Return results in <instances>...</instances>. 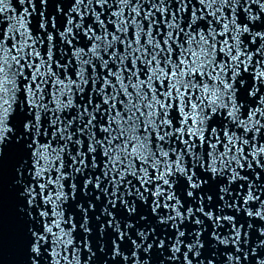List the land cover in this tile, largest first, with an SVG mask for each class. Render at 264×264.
I'll return each instance as SVG.
<instances>
[{"label": "snow or ice", "instance_id": "snow-or-ice-1", "mask_svg": "<svg viewBox=\"0 0 264 264\" xmlns=\"http://www.w3.org/2000/svg\"><path fill=\"white\" fill-rule=\"evenodd\" d=\"M0 264H264V0H0Z\"/></svg>", "mask_w": 264, "mask_h": 264}]
</instances>
